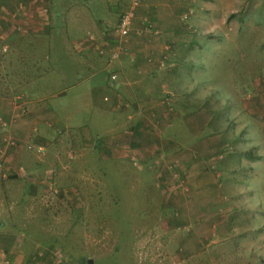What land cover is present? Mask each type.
Wrapping results in <instances>:
<instances>
[{
	"label": "rangeland",
	"instance_id": "rangeland-1",
	"mask_svg": "<svg viewBox=\"0 0 264 264\" xmlns=\"http://www.w3.org/2000/svg\"><path fill=\"white\" fill-rule=\"evenodd\" d=\"M30 4L35 14L42 12L44 0L39 5L36 0H0V99L20 95L24 100H40L36 105L48 118L41 129L48 125L54 134L50 143L35 141V149L27 151L35 169L47 167L42 159H53L56 176L51 184L59 203L51 210L35 203L34 208L20 211L22 216L15 209L0 210L15 234L25 230L30 239L49 238L40 250L36 247L41 242L24 243L30 256L34 254L29 264H86V260L92 261L89 264H172L170 256L162 259L151 254L163 242L167 244L159 246L163 253L176 254L182 239L190 237L191 229L179 224L177 235L183 236L170 241L174 233L165 234L161 225L178 217L169 203L171 186L176 184L186 195L191 193V183L166 156L191 154L199 160L201 145L211 135L214 143L226 144L218 153L222 162L214 156L206 172L215 176L219 172V190L218 184L213 185L220 204L210 210L219 214L217 221L224 225L214 229L216 235L202 239L201 247L207 251L195 263L264 264V0H199L197 30L189 47H184L185 54L179 51L182 61L177 56L180 62L165 73V85L172 84L171 93H194L204 102L195 106L199 110H187L189 118L205 119L200 130L189 126L190 119L184 122L185 117L173 125L156 117L153 126L141 128L135 110L124 104L137 102L138 96L162 99L166 93H119L126 107L113 112L100 109L104 100L93 93L84 76L74 73V56H65L60 34L38 38L21 31L38 24L37 18L31 21L20 15L21 6ZM45 5L54 12L53 1L46 0ZM99 10L96 17L111 22V14L102 16ZM204 20L215 24L212 30L203 27ZM76 30L83 33L82 25ZM125 138L138 142L139 148L149 139L155 141V155L147 160L131 153L113 156L112 145ZM170 142L171 147L164 145ZM213 146L207 147L213 152ZM14 216L25 217L21 231L11 224Z\"/></svg>",
	"mask_w": 264,
	"mask_h": 264
},
{
	"label": "crops",
	"instance_id": "crops-1",
	"mask_svg": "<svg viewBox=\"0 0 264 264\" xmlns=\"http://www.w3.org/2000/svg\"><path fill=\"white\" fill-rule=\"evenodd\" d=\"M45 1L42 12L39 10L35 14L32 4L27 7L21 6L20 15L25 19L37 18L38 20L36 21L38 24L26 26L21 31L24 35L36 34L38 38H52L55 34H60L65 56H74L72 58L76 64L74 73L78 74L79 78L84 76L87 82L91 83L93 93H97L104 100L103 105L99 106L100 109L113 112L121 107H131L135 110L136 122L144 129L153 126L156 117L165 120L167 125H173L174 120L185 117L184 122L190 119L189 126L193 129L203 128L202 121L205 119L200 115L189 118L187 110L190 107V109L199 110L195 106L201 107L204 102L194 93H171L169 87H172V84L165 85V73L182 61L180 60L182 53L179 51L185 54L184 47H189L192 42V33L197 30L199 0H139L127 42L129 51L116 60L110 57L115 42L112 30L117 26L122 11L130 5L131 0H49L54 2L52 6L55 9L54 12L45 5ZM40 2L41 0H36V5ZM99 8L103 10L102 16L107 12L111 14L110 18H113L111 22L96 17L95 11ZM40 15L42 19L39 18ZM187 19H191L189 23L183 21ZM206 20H209V16ZM206 20L202 21L203 27L212 30L215 24H209ZM211 21H213L212 17ZM92 23L96 27L91 26ZM79 25H82L83 33H79L78 30L74 33L73 29L75 30ZM177 56L180 61H177ZM179 65H182V62ZM85 79L82 81H86ZM169 80L174 81L171 78ZM178 85L174 84L180 87V83ZM141 92L166 93L167 95L162 99L154 97L151 100H140L138 96L137 102L125 101L126 106H123L119 93ZM21 99L24 100L20 95L16 96V99H0V210L15 209L19 211L18 216L20 211L34 208L35 203L48 210L59 203L57 196L53 194L56 190L54 191L51 184L53 177L56 176L53 174L54 169L52 170L53 159L51 161L47 158L42 159V163L48 162L47 167L44 169L41 166L35 169L34 158L27 151L35 149V141L50 143L54 140V134L48 125L44 124V128L41 129V124L48 119L44 116V110L36 105L41 104V101L29 99L22 101ZM179 105L182 106V110L179 109ZM212 138L213 135L210 136V141L201 145L199 160L193 159L191 154L177 155L175 153L172 154L173 156H166L170 164L177 165L183 179L191 183V193L185 195L178 190L179 186L176 184L171 186L172 195L169 203H172L171 206L176 210L178 217H170L161 227L165 234L174 233L170 241H178L183 236L177 235V231L181 230L178 227L179 224H183L185 226L183 228L191 229V235L189 238L182 239L184 242H180L181 245L179 244L176 254L163 253L159 246L166 248L167 244L164 242L162 245L159 244L155 250L158 252L151 254L153 258L163 259L164 257L165 259V256H170L173 260L172 264L195 263L199 255L207 251L201 247L202 239L208 235H216L214 229L218 225H224V221H217L219 214L210 210L220 204V198L213 185L218 184V191L219 172L216 176L213 173L207 175L206 172L207 163L214 156L217 155V161L222 162V156L218 153L226 144L214 143ZM128 140L125 138L112 145V155L122 158L131 153L143 160L155 155V141L152 142L149 139L145 146L139 148L138 142ZM31 141L33 145H30ZM171 144L172 142L164 143L167 147H171ZM213 145H216V150L212 152L208 147ZM37 147L38 151H45L43 146ZM40 169L42 170L39 174L37 171ZM205 198L206 201L203 204L201 201ZM25 223V217L14 216L11 221L18 231L25 227ZM23 231L24 233L20 236L15 234L12 227L7 226L0 212V253L7 255L9 264H29V259L31 256L33 258L34 254L30 256L29 249L24 248V243L41 242L38 249L36 247V250H40L42 244L49 239L42 241L38 238L30 239L28 235H24L25 230ZM152 244L153 242H150L149 246L151 247ZM159 251L162 252L159 253Z\"/></svg>",
	"mask_w": 264,
	"mask_h": 264
},
{
	"label": "built area",
	"instance_id": "built-area-1",
	"mask_svg": "<svg viewBox=\"0 0 264 264\" xmlns=\"http://www.w3.org/2000/svg\"><path fill=\"white\" fill-rule=\"evenodd\" d=\"M138 5L139 0H131L130 5L125 7L121 13L120 20L114 31L115 42L110 52L112 60L120 59L122 55L127 54L129 51L127 42ZM101 53L103 52L101 51ZM10 143L13 144L12 142ZM0 264H9L7 255L4 253H0Z\"/></svg>",
	"mask_w": 264,
	"mask_h": 264
},
{
	"label": "trees",
	"instance_id": "trees-1",
	"mask_svg": "<svg viewBox=\"0 0 264 264\" xmlns=\"http://www.w3.org/2000/svg\"><path fill=\"white\" fill-rule=\"evenodd\" d=\"M228 147V146H227ZM221 154V151L219 152ZM86 264H89V262L87 263V260H86Z\"/></svg>",
	"mask_w": 264,
	"mask_h": 264
},
{
	"label": "water",
	"instance_id": "water-1",
	"mask_svg": "<svg viewBox=\"0 0 264 264\" xmlns=\"http://www.w3.org/2000/svg\"><path fill=\"white\" fill-rule=\"evenodd\" d=\"M90 263H92V261H89Z\"/></svg>",
	"mask_w": 264,
	"mask_h": 264
}]
</instances>
